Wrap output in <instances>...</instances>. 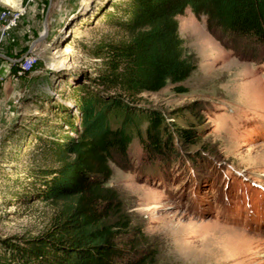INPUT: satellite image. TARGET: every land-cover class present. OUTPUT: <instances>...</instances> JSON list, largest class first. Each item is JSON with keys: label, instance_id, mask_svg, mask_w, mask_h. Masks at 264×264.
<instances>
[{"label": "rangeland", "instance_id": "obj_1", "mask_svg": "<svg viewBox=\"0 0 264 264\" xmlns=\"http://www.w3.org/2000/svg\"><path fill=\"white\" fill-rule=\"evenodd\" d=\"M49 1L36 0L22 22L24 53L44 33ZM123 1L53 0L49 33L34 49L40 57L35 72L0 79V256L3 246L23 245L50 226L53 207L40 195L45 172L58 165L40 139L78 137L67 121L80 130L78 88L96 78V45L121 38L109 15ZM23 2L22 11L29 0ZM178 19L197 70L186 82H169L133 104L161 114L173 150L145 151L135 138L132 168L111 164L107 186L119 193L132 222L124 243L155 251L156 264H264V56L220 42L207 19L191 10ZM7 33L0 23V41ZM63 47L70 49L69 70L59 72L53 53ZM178 86L188 91L178 93ZM179 127L189 130L187 144L175 136Z\"/></svg>", "mask_w": 264, "mask_h": 264}, {"label": "trees", "instance_id": "obj_2", "mask_svg": "<svg viewBox=\"0 0 264 264\" xmlns=\"http://www.w3.org/2000/svg\"><path fill=\"white\" fill-rule=\"evenodd\" d=\"M188 10L199 20L205 17L209 33L220 42L243 45L253 58L264 56V0L117 4L109 17L121 38L96 45L93 56L101 60L96 78L90 87L78 88L83 90L77 101L80 130L66 119L78 137L40 139L43 152L58 165L45 172L40 195L53 207L50 226L23 245L3 246L0 264H156L155 251L137 248L138 242L124 243L131 218L119 193L107 184L113 176L111 164L132 168L129 150L135 138L145 151L166 155L173 150V135L165 132L161 114L133 104L143 94L161 92L169 82H186L197 70L180 35L178 18ZM18 68L14 65L11 75ZM175 91L188 89L178 86ZM175 133L178 141L189 142L188 129L179 127Z\"/></svg>", "mask_w": 264, "mask_h": 264}, {"label": "built area", "instance_id": "obj_3", "mask_svg": "<svg viewBox=\"0 0 264 264\" xmlns=\"http://www.w3.org/2000/svg\"><path fill=\"white\" fill-rule=\"evenodd\" d=\"M35 2L36 0H29L28 8L24 9V11L19 13L18 16H8L3 11H0V16L8 19V33L5 34L4 41H0V54L1 50L7 49L12 51L13 55L15 56V60L21 59L22 55L16 48L20 35L18 30L20 28L21 21L28 15L30 6L33 5ZM33 50H31L29 54L23 56L24 59L17 65L19 68L15 75H11L12 67L14 65L8 62H3V65L5 66V68L3 69L5 72L4 75L0 76V79L3 81L4 79L10 76L14 79H21L22 77H24L25 72H29L30 74L34 73L36 67L40 63V59H32ZM19 55H21V57H19Z\"/></svg>", "mask_w": 264, "mask_h": 264}, {"label": "bare ground", "instance_id": "obj_4", "mask_svg": "<svg viewBox=\"0 0 264 264\" xmlns=\"http://www.w3.org/2000/svg\"><path fill=\"white\" fill-rule=\"evenodd\" d=\"M22 3H24L23 0H0V6H4L10 10H13V11H11V13L9 11H4V13L7 14L8 16H18L19 13L23 12L24 10L22 11ZM86 7H87V4H86ZM0 23L2 24V27H3V34L7 33L8 32V19H6L5 17H0ZM72 34H74V33H72ZM78 38H83V36L78 37ZM36 47H35V49H36ZM69 52H70V49L68 47H66V48L63 47V48L56 50V52L53 53V55H57L55 58L56 59L58 58V60H59L57 62L59 64V67L57 68V70L65 69L68 67L67 66L68 62L66 60V56L69 55ZM32 59H40L37 50L36 51L33 50Z\"/></svg>", "mask_w": 264, "mask_h": 264}, {"label": "water", "instance_id": "obj_5", "mask_svg": "<svg viewBox=\"0 0 264 264\" xmlns=\"http://www.w3.org/2000/svg\"><path fill=\"white\" fill-rule=\"evenodd\" d=\"M52 2L53 0H50L49 1V8L46 12V16H45V20H44V33L41 34L31 45L30 47V51L33 50L37 45L41 44L47 37L48 33H49V25H48V18H49V13H50V9H51V6H52ZM30 52H28L27 54H29ZM0 58H3L5 61L9 62L10 64L12 65H18L23 59L24 57H22L21 59L19 60H15V59H12V58H9V57H6V56H3L0 54ZM54 70V69H53ZM56 71H59V72H63V71H67L69 70V68H65V69H55ZM83 81V77H80L79 78V82H82ZM77 82V80H76Z\"/></svg>", "mask_w": 264, "mask_h": 264}, {"label": "crops", "instance_id": "obj_6", "mask_svg": "<svg viewBox=\"0 0 264 264\" xmlns=\"http://www.w3.org/2000/svg\"><path fill=\"white\" fill-rule=\"evenodd\" d=\"M45 19V18H44ZM25 20V18L21 21V23H20V28H19V30L18 31H20L21 30V28H22V22ZM23 40L21 39V38H19L18 39V43H17V45H16V48H17V50L20 52V54L22 55V57L23 56H25L28 52H30V47H31V45H29V48H28V50H27V52L26 53H24L23 52V47H24V45H23ZM23 53V54H22ZM1 55H3V56H6V57H9V58H12V59H14L15 58V56L13 55V53H12V51L11 50H7V49H5V50H1ZM21 57V58H22ZM0 59H2V65L0 66V76H2V75H4V69L3 68H5V66L3 65V62H7V61H5L3 58H0ZM9 63V62H8Z\"/></svg>", "mask_w": 264, "mask_h": 264}]
</instances>
